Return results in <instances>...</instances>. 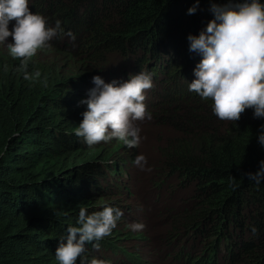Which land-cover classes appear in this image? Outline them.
<instances>
[{"label":"trees","instance_id":"obj_1","mask_svg":"<svg viewBox=\"0 0 264 264\" xmlns=\"http://www.w3.org/2000/svg\"><path fill=\"white\" fill-rule=\"evenodd\" d=\"M212 2L200 0L194 14L188 9L195 0H29V7L46 17L49 26L59 20L63 31L75 34L77 56L132 46L142 51L138 61L143 64L161 60L166 49L187 53L188 35H199L214 18ZM159 47L164 49L161 56ZM63 50L73 51L70 46ZM189 53L195 60L202 58ZM20 64L8 48L0 49V264H59L55 250L66 239L68 226H80L79 209L88 214L102 210L108 204H101V198L112 188L107 184L120 187L109 177L110 182H102L107 168L117 172V163L105 159L119 142L90 147L75 135L87 110L80 103L84 95L71 89L74 77L56 62L31 58L28 73H41L32 81L23 78ZM253 112L246 109L223 129L211 126L209 118H197L201 124L190 132L192 140L174 145L171 156L182 170L198 174L203 207L192 220L211 219L220 225L210 244L213 251L224 240L227 258L242 254L249 258L247 264H264V180L257 183L247 175L255 174L264 160V146L258 142L264 118ZM229 218L240 229L255 227L256 239L232 234ZM94 243L86 245L82 259L87 264L96 258ZM98 243L113 244L105 238ZM128 255L141 264L135 254ZM211 256L209 251L206 257Z\"/></svg>","mask_w":264,"mask_h":264},{"label":"rangeland","instance_id":"obj_2","mask_svg":"<svg viewBox=\"0 0 264 264\" xmlns=\"http://www.w3.org/2000/svg\"><path fill=\"white\" fill-rule=\"evenodd\" d=\"M14 23L10 22V29ZM8 42H12L11 37ZM78 42L58 34L50 42L51 49L38 50L35 56L40 60H53L65 73L72 75L71 89L76 88L80 95H84L83 100L95 87L92 81L95 75L101 76L106 83L113 80L122 82L130 74L143 71L151 74L154 85L146 91L145 100L151 119L137 122L142 138L139 148L129 149L115 138L101 142L111 144L110 147L119 142V146L112 148L113 152L105 159L111 165L117 163V172L107 168V178H102V182L107 184L110 178L120 184L116 188L107 184L112 188L101 198V204L120 208L123 216L112 234L105 237L113 244L109 243V247L101 245L99 249L91 247L92 254L110 264H135L129 259V253L135 254V260H140L141 264H203L205 261L207 264H247L249 258L245 255L240 254L233 259L226 257L229 253L224 240L217 242L213 251L210 244L220 225L211 219L192 220L194 215L199 217L203 207L198 174L182 170L171 156L174 145L192 140L190 132L201 124L197 118H209L210 125L220 129L226 127L227 121L214 114L210 100L189 91V84L195 79L194 69L198 64L195 62L200 60H195L189 50L176 55L165 48V56L161 60L151 59L142 64L138 61L142 51H133L132 46L112 51L93 50L91 55L77 56ZM64 46H70L73 51L63 50ZM0 49L6 51L7 46L0 45ZM163 50V47L158 48L160 56ZM153 66H157V70ZM78 75L83 76V80ZM137 155H144L147 159L143 168L133 163ZM94 197L97 199L99 194ZM230 219L227 227L232 234L256 239L257 234L252 228L245 229L244 226L240 229ZM133 223H143L145 227L134 231L130 227ZM209 251L213 253L211 260L206 257Z\"/></svg>","mask_w":264,"mask_h":264},{"label":"clouds","instance_id":"obj_3","mask_svg":"<svg viewBox=\"0 0 264 264\" xmlns=\"http://www.w3.org/2000/svg\"><path fill=\"white\" fill-rule=\"evenodd\" d=\"M200 0H195L188 14H194ZM211 19L199 35L189 34V51L202 55L194 69L195 79L189 91L201 98L213 100V112L224 121L236 122L246 109H253L256 118H264V3L260 0H213ZM11 21H15L9 28ZM58 34L67 35L75 41L71 31L63 33L61 22L49 26L46 17L34 13L29 0H0V45H6L9 54L21 61L20 70L25 80L39 79L41 73L29 74L28 62L38 50L51 49L50 43ZM12 42H8V38ZM95 87L80 103L87 104L83 119L75 129V135L88 146L109 142L113 138L122 141L129 149L139 148L141 129L138 121L151 119L145 104L146 91L154 85L150 73L130 74L125 81L105 82L95 75ZM46 85V80H45ZM258 142L264 146V125H261ZM133 163L143 168L147 163L144 155H137ZM250 180H264V160L259 170L247 174ZM235 180V177H232ZM123 216L118 207L105 205L102 210L88 214L86 208L79 209L78 224L68 226L66 239H62L55 250L59 264H87L82 259L86 245L110 236ZM132 230H143V223H133ZM253 233L256 229L253 227ZM66 240V242H65ZM90 264H110L109 261L93 258Z\"/></svg>","mask_w":264,"mask_h":264}]
</instances>
